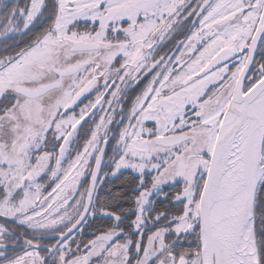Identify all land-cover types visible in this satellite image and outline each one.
I'll return each instance as SVG.
<instances>
[{
    "label": "snow or ice",
    "instance_id": "1",
    "mask_svg": "<svg viewBox=\"0 0 264 264\" xmlns=\"http://www.w3.org/2000/svg\"><path fill=\"white\" fill-rule=\"evenodd\" d=\"M0 264H264V0H0Z\"/></svg>",
    "mask_w": 264,
    "mask_h": 264
},
{
    "label": "trees",
    "instance_id": "2",
    "mask_svg": "<svg viewBox=\"0 0 264 264\" xmlns=\"http://www.w3.org/2000/svg\"><path fill=\"white\" fill-rule=\"evenodd\" d=\"M126 180V178L120 177L119 180H117L116 178L111 179V178H107V182L103 183L102 186L100 187L101 189V194L103 195L105 192H107L109 187H112L114 189H118L119 186ZM130 180V179H129ZM125 206H128V203L125 204ZM104 223V221H100L97 220L94 222L96 227H100L102 224Z\"/></svg>",
    "mask_w": 264,
    "mask_h": 264
},
{
    "label": "flooded vegetation",
    "instance_id": "3",
    "mask_svg": "<svg viewBox=\"0 0 264 264\" xmlns=\"http://www.w3.org/2000/svg\"><path fill=\"white\" fill-rule=\"evenodd\" d=\"M85 102H87L86 100H85ZM123 173H124V175L123 176H121V177H123V178H126V179H131V172H130V170H125V171H122ZM108 178H111V179H114L113 177H108ZM102 186V184L100 185V187Z\"/></svg>",
    "mask_w": 264,
    "mask_h": 264
},
{
    "label": "rangeland",
    "instance_id": "4",
    "mask_svg": "<svg viewBox=\"0 0 264 264\" xmlns=\"http://www.w3.org/2000/svg\"><path fill=\"white\" fill-rule=\"evenodd\" d=\"M122 171H125V170H122Z\"/></svg>",
    "mask_w": 264,
    "mask_h": 264
}]
</instances>
